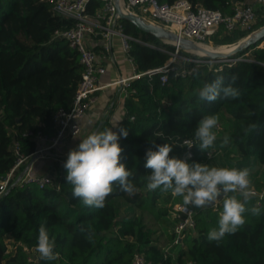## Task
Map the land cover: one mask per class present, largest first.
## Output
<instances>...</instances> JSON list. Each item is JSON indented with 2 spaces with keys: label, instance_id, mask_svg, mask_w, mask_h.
<instances>
[{
  "label": "trees",
  "instance_id": "1",
  "mask_svg": "<svg viewBox=\"0 0 264 264\" xmlns=\"http://www.w3.org/2000/svg\"><path fill=\"white\" fill-rule=\"evenodd\" d=\"M174 1L158 0L168 4ZM190 1L227 14L233 11L235 1L248 3ZM101 7V1L88 0L86 10L94 14ZM121 22L125 33L140 39L130 41L128 55L136 71L143 74L126 88L125 114L119 128L127 129L128 136L118 141L123 149L120 162L132 172L130 180L138 190L129 196L116 187L105 207L98 209L72 195L73 185L67 183L64 167L57 171L52 184L38 187L33 181H16L23 168L19 166L9 189L0 195V264H133L135 253L151 264H264V195L258 202L253 197L247 205L249 209L258 207L259 215L246 212L245 225L219 244L210 242L207 235L218 228L222 203L216 208H196L194 234L182 238L172 253L163 249L164 242L155 237L146 220L148 215L166 222L165 216L173 208L168 205L171 191L148 190L146 177L151 169L144 166L146 152L164 143L173 147L170 156L183 159V140L196 139L198 122L219 111L230 121L228 139L236 149L228 168L248 169L264 164V37L233 54L240 57L234 62L198 65L190 74L170 73L161 80L159 73L145 71L163 65L174 47L126 20ZM73 24L72 19L53 12L48 0H0V176L6 175L15 163V144L22 155L34 151V142L25 132L41 128L50 133L55 110L72 105L82 72L80 54L66 39L53 33ZM263 24L264 12L258 11L253 27L227 30L220 25L203 41L215 46L234 43ZM203 47L216 50L227 46ZM178 52L191 55L183 49ZM218 75L225 77V86L236 75L232 86L240 95L235 99L201 101L199 89ZM219 140L217 137L214 144L220 145ZM198 146L196 139L189 164L201 161ZM251 182L257 189L264 188L261 181ZM42 224L55 240L56 260H43L35 250ZM89 231L91 241L87 239ZM174 235V230L169 232L170 239Z\"/></svg>",
  "mask_w": 264,
  "mask_h": 264
},
{
  "label": "built area",
  "instance_id": "2",
  "mask_svg": "<svg viewBox=\"0 0 264 264\" xmlns=\"http://www.w3.org/2000/svg\"><path fill=\"white\" fill-rule=\"evenodd\" d=\"M48 1L51 2L53 12L74 21V24L70 27L56 29L53 35L66 39L71 47L77 49L80 54V63L82 64L81 77L77 84L71 107H59L53 113V126L50 133L43 131L41 128L25 132V135L34 142V151L29 155H22L18 152V145H14L17 158L9 172L4 176H0V195L9 189L18 167L26 165L33 154L37 155L36 159L51 156L54 161V169L45 173L31 174V165L35 159L28 167L25 166L18 173L16 179L18 181H33L38 187L52 184L57 176V171L63 168L67 160V139L81 132V118L96 103L98 91L105 87L115 86H121L126 89L132 79L143 74V72L136 71L134 62L128 55L130 41H140V39L123 31L121 18L116 11L114 0H99L102 2V7L94 14H89L86 10L88 0ZM118 3L122 11L132 12L163 27H171L179 37L196 43L213 34L220 25H223L227 30L253 27L258 11L264 12V0H254L253 3L235 1L233 11L229 14L202 5H193L190 0H175L170 4L160 3L158 0H119ZM114 36L118 37L120 49L126 55L132 72L130 76H118L110 82H102L100 76L105 73L106 67L99 62L97 53L89 45L88 41L92 37L100 38L102 40L103 53L106 56H110ZM162 41L171 44L174 47L173 51H168L166 48L155 44L149 43L148 45L161 51H168L171 57L163 65L145 71V73H159L161 80H165L170 73L173 75L190 74L198 65L211 66L213 62L217 61L234 62L240 59V57H232L225 60H215L191 50H185L191 55H181L178 52L181 48L177 43L166 39H162ZM218 130L219 125L213 131L217 134ZM195 140H183L185 146L183 159L186 162L194 153L193 146L191 148L187 147L186 142H191L194 145ZM207 152L211 153V156L208 157V154L204 152L201 153L202 159H210L222 154L223 149L220 145L214 144ZM251 187L256 193L254 197L258 202L264 195V188L257 189L252 182ZM180 198V201L175 203L172 208L178 218L174 227L175 235L173 239L176 245L181 242L186 232L194 231L195 228L193 214L196 208L184 205L182 197ZM220 203H222V198L218 199L212 207L216 208ZM133 264L151 263L145 260L142 254L135 253Z\"/></svg>",
  "mask_w": 264,
  "mask_h": 264
},
{
  "label": "clouds",
  "instance_id": "3",
  "mask_svg": "<svg viewBox=\"0 0 264 264\" xmlns=\"http://www.w3.org/2000/svg\"><path fill=\"white\" fill-rule=\"evenodd\" d=\"M236 75L231 76V83L225 86V77L222 75L204 84L199 89L198 97L201 101L215 102L218 98L235 99L240 93L234 88ZM218 126V117L204 116L195 129V138L199 141V149L211 153L208 149L214 146L217 137L214 128ZM255 128L256 125H251ZM126 138L128 130L120 127L119 132L112 128L95 131L81 140L79 145L71 149L63 167L67 171V183L73 185L72 195L82 200L89 207L102 209L116 187L129 196L137 192L131 182L132 172L124 163H121L123 149L119 144L120 137ZM187 147L193 144L186 142ZM224 144L228 143L225 137ZM173 147L167 143L158 145L157 150L149 149L146 152L145 168L151 169L147 175V188L150 191L161 189L171 191L173 196L182 197L184 205L195 208H204L214 205L222 197V211L219 214L218 228L208 232L207 239L219 244L226 235L235 234L245 225V213L250 211L259 215L260 209L256 206L250 209L247 205L256 195L251 187L250 170L247 168L209 167L207 164L193 162L189 164L185 159L170 156ZM190 155V154H189ZM232 193V195H230ZM236 193L239 194L238 198ZM87 239L91 241L89 231ZM55 240L50 238L45 225L39 227L36 252L46 261L56 260L58 254L54 251Z\"/></svg>",
  "mask_w": 264,
  "mask_h": 264
},
{
  "label": "rangeland",
  "instance_id": "4",
  "mask_svg": "<svg viewBox=\"0 0 264 264\" xmlns=\"http://www.w3.org/2000/svg\"><path fill=\"white\" fill-rule=\"evenodd\" d=\"M144 18V17H143ZM146 21L148 22H152L151 20L144 18ZM254 31V30H253ZM251 31V32H253ZM251 32H249L247 35L242 36L239 40H237L234 43H230V44H223V45H213L211 42H206V41H199L197 42L198 45H200L201 47L203 46H211L214 49L219 48L220 46H231V45H235L238 42L243 41ZM205 49H209L206 47H203ZM211 50V49H209ZM195 52V50H193ZM225 60V59H224ZM117 91H113L109 88H105L103 90L100 91V98L98 99V102L100 103V107L98 112L96 113L99 117L101 121H104V127H101V129L99 128L98 131H102L106 128H113L116 127L118 125V121L120 119L119 116V108L117 106H115L111 111L107 112L104 111L105 109V100L109 99V97L112 96H116ZM118 93V92H117ZM120 95H123L122 93ZM215 116L218 117V125H219V130L216 134V136L218 138H220L219 143L223 149V153L219 154L213 158L210 159H201V161L199 163L202 164H207L209 167H227L228 168V162L231 160L232 158L235 157L236 155V149L233 145H231L230 140L228 139V143L224 144V138L227 137L228 138V131H229V124L230 121L228 119V117L226 116L225 113H223L222 111L217 112V114H215ZM107 120L110 121V123L106 122ZM97 124V123H96ZM214 130V129H213ZM91 133V131L89 132V134ZM88 135V133H87ZM86 135V136H87ZM85 136V137H86ZM25 166V165H24ZM23 166V167H24ZM54 169V168H53ZM250 170V180L253 179L254 181H261L262 183H264V164L263 165H256L255 167L252 168H248ZM22 170V169H21ZM41 171V166L40 164L37 165L35 168L33 166L32 170H31V174H38ZM180 197L178 196H173L171 195V198L168 201V205H173L175 203H177L178 201H180ZM146 220L148 222H150L151 227L153 228L154 232H155V237L159 238V240L163 241V249H166L172 253L176 252L177 250V245L174 243L173 239L169 238V232L174 230V227L178 221L177 216L174 214L173 210L170 211L166 216H165V223H161L157 220H154L153 218H151L150 216L146 215ZM194 234V231H190V232H186L182 238H184L187 235H191Z\"/></svg>",
  "mask_w": 264,
  "mask_h": 264
},
{
  "label": "crops",
  "instance_id": "5",
  "mask_svg": "<svg viewBox=\"0 0 264 264\" xmlns=\"http://www.w3.org/2000/svg\"><path fill=\"white\" fill-rule=\"evenodd\" d=\"M253 2L254 0H248V3H253ZM88 42H89V45L97 53L99 62L101 64H104L106 67L105 73L100 76V80L102 82H110L116 79L118 76H130L131 75L132 71H131L130 65L126 59V55L120 49V41L117 36L113 37L112 53L110 54V56H106L105 53H103L102 40L100 38L92 37L89 39ZM105 88H109L113 91L118 92V93L116 92L117 97L116 96L109 97V99L105 100L104 102L105 104L104 111L109 112L115 106L119 108L120 119L118 121V125L113 128V131L118 132L119 122L123 119L124 114H125L124 98L127 95V91L125 88L121 86L105 87ZM101 90H99L97 93L98 97H97L96 103L93 106H91L88 109V111L85 113V115L81 118V121H80L81 122V132L77 134L76 136H73L67 139L66 150L68 153L71 149H74L79 145V143L81 142L83 138H85L87 133L89 135L90 131L92 133V132L98 131L99 128L101 129V127H104L105 122L101 121L100 117L96 114L100 107V103L98 102V99L101 96L100 95ZM121 93L123 95H120ZM106 122L110 123L109 120H107ZM39 164L41 166L40 173H45L49 170H53L54 168V161L51 156L36 159L31 165V170L33 166L35 168ZM25 166L22 168V170L25 168Z\"/></svg>",
  "mask_w": 264,
  "mask_h": 264
},
{
  "label": "water",
  "instance_id": "6",
  "mask_svg": "<svg viewBox=\"0 0 264 264\" xmlns=\"http://www.w3.org/2000/svg\"><path fill=\"white\" fill-rule=\"evenodd\" d=\"M116 5V11L119 14L121 20H126L132 24H134L136 27H138L141 31L152 34L153 36L160 38V39H166L168 41H172L178 44V46L183 50H201L204 52V56L210 59H218V60H224V59H230L232 58V55L236 52L242 50L243 48L247 47L250 44H254L256 41L264 37V24L251 32L243 41L238 42L233 46L232 49L228 52H219V51H213L209 49H205L203 47H200L196 42H193L189 39L179 37L178 35L168 32L164 29L163 26L146 21L143 17L136 15L129 11H122L119 7V0H114ZM196 52V51H195ZM37 158L36 154H33L31 158L29 159L28 163L26 164V167L29 166L31 162H33ZM18 179H16L17 181ZM222 198V197H221ZM220 200V199H219ZM212 206V205H209Z\"/></svg>",
  "mask_w": 264,
  "mask_h": 264
},
{
  "label": "bare ground",
  "instance_id": "7",
  "mask_svg": "<svg viewBox=\"0 0 264 264\" xmlns=\"http://www.w3.org/2000/svg\"><path fill=\"white\" fill-rule=\"evenodd\" d=\"M164 29L168 32H171V33H174L173 29L171 27H168V26H164ZM175 34V33H174ZM198 44V43H197ZM234 45H231L229 47H224V48H219V49H216V50H213V51H219V52H228L230 51V49L233 48ZM201 47V46H200ZM197 54H204L203 51L201 50H195Z\"/></svg>",
  "mask_w": 264,
  "mask_h": 264
}]
</instances>
